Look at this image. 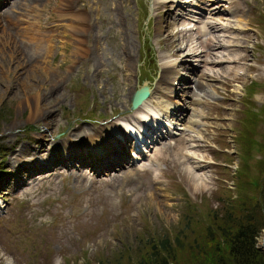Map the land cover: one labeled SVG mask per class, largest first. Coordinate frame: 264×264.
Returning a JSON list of instances; mask_svg holds the SVG:
<instances>
[{
	"label": "rangeland",
	"instance_id": "obj_1",
	"mask_svg": "<svg viewBox=\"0 0 264 264\" xmlns=\"http://www.w3.org/2000/svg\"><path fill=\"white\" fill-rule=\"evenodd\" d=\"M154 1L159 0H5L0 5V14L8 16H0V264H114L116 258L127 264L125 257L133 259L149 239L175 233L185 242L201 238L204 212L218 213L216 225L223 213L219 198L240 194L238 170L244 163L249 182L264 181V118L251 114L253 140L247 150L249 124L243 122L248 111L259 113L264 105V82L253 99L246 94L251 79H264V72H257L264 69V43L262 50L254 45L262 42L256 33L264 0H235V14L246 31L230 35L239 45L243 34L250 36L245 48L237 49L245 62L234 67L222 62L227 65L223 77H204L202 91L189 90L185 104L192 92L199 102L187 106L194 116L185 115L184 132L171 143L161 141L139 164L98 173L90 166H71L73 156H55L57 145L69 151L83 134L110 130L116 114L127 112L137 84L153 80L154 59L160 57L180 74L185 64L179 62L198 58V72L203 70L201 58L186 54L198 32L165 24L164 6ZM170 8L178 10L173 4ZM179 86L174 85L177 94ZM90 149L84 146L86 152L81 148L78 153L86 156ZM185 154L193 158L184 159ZM115 160L108 161L114 166ZM37 162L45 165L34 173ZM23 165L30 167L18 174ZM263 236L261 229L256 247L264 254Z\"/></svg>",
	"mask_w": 264,
	"mask_h": 264
},
{
	"label": "trees",
	"instance_id": "obj_2",
	"mask_svg": "<svg viewBox=\"0 0 264 264\" xmlns=\"http://www.w3.org/2000/svg\"><path fill=\"white\" fill-rule=\"evenodd\" d=\"M251 114L264 118V105L259 113L248 111L243 119L244 123L249 124V127H246L249 133L246 146L243 145L246 150L253 140L254 121ZM262 124L264 127V120ZM254 145L261 147L259 140L254 141ZM244 165L246 166L245 163ZM254 165L260 171L259 165ZM245 166L238 170L242 175V181L237 184V188L241 190L238 197L219 198L223 213L221 218H218V223L213 225V222L217 221V212L209 214L206 211L202 215L201 222L205 233L201 238L185 242L182 235L175 233L172 237L164 235L149 239L145 242L148 243L144 245L145 250L136 252L133 259L128 260L125 257L127 264H183L191 259H195L197 264H264V254L255 246L259 232L264 229V181L259 177V181L251 179L249 182L250 174ZM236 209L239 212L237 214ZM188 220L187 216L186 221ZM186 253L190 254V260L187 259ZM100 264L109 263L105 261ZM114 264L123 263L116 258Z\"/></svg>",
	"mask_w": 264,
	"mask_h": 264
},
{
	"label": "bare ground",
	"instance_id": "obj_3",
	"mask_svg": "<svg viewBox=\"0 0 264 264\" xmlns=\"http://www.w3.org/2000/svg\"><path fill=\"white\" fill-rule=\"evenodd\" d=\"M27 1H30V2H34V0H27ZM190 0H159V1H154V5L156 7H159L160 4L161 6H164V7H167V3H172L173 4V7L176 8V7H179L178 4L180 5H184V3L188 2ZM206 1H213V0H206ZM204 1V2H206ZM229 1V0H228ZM20 2V1H19ZM24 2V1H23ZM26 2V0H25ZM204 2L202 0H195L192 2V6L194 7H198L200 9H203L204 13H202V15H199V12L198 10H192L190 9L191 13L192 14H196V16H193L191 14V19H187V20H191L190 22L193 23V19L196 18H201V19H198V20H204V25L202 26V28L204 29L203 32H199L197 37L195 39L192 40V45L190 43L186 44L185 46H188L189 45V51L190 52H187L186 54L189 55V56H192V57H199L201 58V66L203 67V70H201V72H198V76L196 75L195 76V79H194V82H193V86L195 87L196 91L197 90H200L202 91L203 90V86L201 84V79H203L204 77L205 78H215V79H219L221 77H223V75L220 73L221 70H225V68L227 67V65L223 64L224 62L226 63H229L230 67H234L236 66L235 64L236 63H239V62H245V58L243 55H239L238 52H237V49L239 48L238 46H241L240 49H244L245 46L244 44L246 42H249L250 41V36H248L247 34H243L242 35V39L244 40L243 42H241V44L239 45L238 41H237V37L235 36H232L230 35V33H233L232 30H235V31H241V32H244L245 33V28H242L241 27V24L238 22L239 19L236 16H232L230 18V24L226 25V24H223L220 22V20L218 19L217 21H213L215 20V13H218L219 12V2L217 0V3L213 6H207L206 4H204ZM229 3V2H228ZM23 4V3H22ZM202 4V5H201ZM15 5V4H14ZM182 5V6H183ZM191 7V5H189ZM181 7V6H180ZM19 7L17 5L13 6L12 5V11H16ZM192 8V7H191ZM197 8V9H198ZM229 10H232L230 7L228 8ZM217 10V11H215ZM173 11V10H172ZM236 12L238 13H241V9L240 11L237 10ZM166 19L170 17V11H166ZM1 17H8L6 15V13H3V14H0ZM233 17H236V19H233ZM17 18V17H16ZM174 20L176 18H173ZM26 20V19H25ZM30 20V19H29ZM85 21V20H84ZM34 22V21H33ZM78 23V22H77ZM87 23V22H86ZM188 24V23H186ZM203 24V23H202ZM201 24V25H202ZM29 25L32 26V23L29 22ZM78 26V24H76ZM80 25V24H79ZM81 27V26H80ZM169 28V27H168ZM191 30V28H188ZM83 30V29H82ZM218 30V31H217ZM82 32V31H81ZM214 32V33H213ZM217 32H227V34H219ZM185 33V32H184ZM77 34L78 35H81L80 31H77ZM83 35V34H82ZM194 35V34H193ZM192 35V36H193ZM181 36V35H180ZM183 38V37H182ZM187 39V38H186ZM185 40V39H184ZM46 47V46H45ZM220 49V50H218ZM79 55L82 54V52L79 50L78 51ZM90 53V52H89ZM29 61V60H28ZM223 62V63H222ZM168 62L166 63H163L164 65L162 66L161 68V74H160V77L159 79L156 80L155 84L153 85V88L150 89V94L148 96V98L146 100H144L136 109H133L132 111H130L129 114H127L126 116V120L128 119H133V116H136L135 114H139L142 112V109H145L146 108V105H149V104H152V105H157V99L160 101L161 103V106L162 109L164 111H166L167 113H170V111H175L178 106H175L173 101H172V98H169L168 95H170L171 93H174L176 91V89L174 88V85L176 84V81L175 80V76H173V72H171V70L169 69L170 67L166 66ZM233 64V65H232ZM228 71L230 74H233V69H230L228 68ZM259 71H263L264 72V69L262 67H259L257 69V72ZM209 72H211V74H208ZM228 73V72H227ZM226 73V74H227ZM260 74H263V73H260ZM228 75V74H227ZM259 75V74H258ZM193 100H196V98H193ZM33 105V104H32ZM36 106V105H35ZM34 106V107H35ZM158 106V105H157ZM37 110V108H36ZM35 110V111H36ZM46 111V110H44ZM43 111V112H44ZM40 113V112H39ZM38 113V114H39ZM45 114V113H44ZM157 114V115H156ZM158 114L160 115L161 118H159L160 120L163 119L162 117L165 115L163 114V112L159 111L158 113L157 112H153L149 115H146L145 118H138V121H144V122H150L149 124H152L153 121H154V125H155V120H156V117L158 116ZM137 117V116H136ZM137 121V119H136ZM160 122L163 123V121L161 120ZM193 122V121H191ZM195 122V121H194ZM196 124V122H195ZM126 125V124H125ZM143 128H138V129H133L130 125H126V128L127 130L131 133V132H134L137 136L138 139H142V137L144 136V134L146 133L147 135L150 134V131H147L145 130V126L144 124H142ZM112 127L113 129H115L116 134L117 136L122 139L123 136L121 134V130L119 129V127L117 125H113L112 124ZM78 129V128H77ZM80 131V130H79ZM79 131H76V132H73L74 134H79ZM147 131V132H146ZM85 132V129H81V134ZM100 132V131H99ZM72 134L71 132L68 133V135ZM90 135V134H89ZM158 133L155 135V137H158ZM78 136V135H77ZM75 138V135H70V138ZM82 139L78 141H75L74 139V143L72 145V149H70L69 151L68 150H65L63 147H58V151L56 149V155L57 154H60V155H72L73 157L75 158H79L80 160H85L87 159V157L91 156V152L94 153L93 157H91L92 159V162L93 163H97L98 164V158L97 156L99 157V155L102 153H99V154H96L98 153V149L102 147V145H106L108 146L107 149H113L111 143H113L114 145H117V140L116 141H113L111 138L109 141L108 140V137L107 135L104 137L102 135H99L98 133L93 137H89V136H86V134H83L82 136ZM124 137H126V135L124 134ZM69 138V137H68ZM65 139V138H64ZM183 140V139H182ZM66 141V140H65ZM180 141V140H179ZM15 142V141H14ZM182 142V141H181ZM65 143V142H64ZM138 142H136L137 144ZM71 144H72V139H71ZM84 146H88L90 147L91 149L88 150L90 153L86 154V156H81V153H78V150L83 148V151L84 150ZM184 147V146H183ZM16 148V147H15ZM49 149V148H48ZM106 149V150H107ZM29 150V149H28ZM31 150V149H30ZM40 150V149H39ZM103 151V152H106ZM186 150V149H185ZM179 151V150H178ZM30 152V151H29ZM49 152V151H48ZM155 152V151H154ZM156 152H158V150H156ZM21 153V152H20ZM25 153H27L25 151ZM82 153H85V152H82ZM185 153V152H184ZM183 153V154H184ZM11 154V153H10ZM37 155V154H36ZM55 155V156H56ZM96 155V156H95ZM186 155V154H185ZM190 155V154H189ZM15 157V156H14ZM29 157V156H28ZM47 157V156H46ZM63 157V156H62ZM67 157V156H66ZM185 158L184 159H192L193 156H184ZM112 158V156L110 157ZM110 158L108 160H110ZM12 159V158H11ZM59 159V158H58ZM28 161V160H27ZM103 160H101L100 164L101 165H110V167L113 166V164H110L112 162H109V161H105V162H102ZM188 161V160H187ZM13 162V161H12ZM45 163V162H44ZM184 163V162H182ZM191 163V162H190ZM194 163V162H193ZM26 164V163H25ZM34 165H39V167H42L43 165L39 162L37 163H34ZM51 165V164H50ZM56 165V164H55ZM12 166V165H11ZM195 166V164H194ZM13 167V166H12ZM30 167V166H29ZM34 167V166H32ZM46 167V166H45ZM198 167L195 166V168ZM187 168V166H186ZM185 168V169H186ZM193 168V167H192ZM200 168V167H199ZM198 168V169H199ZM184 169V170H185ZM188 170V169H187ZM191 171H193L192 169H190ZM189 171V172H191ZM197 172V171H196ZM190 176H191V173H190ZM193 177V176H192ZM194 178V177H193ZM195 179V178H194ZM262 244L264 245V236L262 237Z\"/></svg>",
	"mask_w": 264,
	"mask_h": 264
},
{
	"label": "water",
	"instance_id": "obj_4",
	"mask_svg": "<svg viewBox=\"0 0 264 264\" xmlns=\"http://www.w3.org/2000/svg\"><path fill=\"white\" fill-rule=\"evenodd\" d=\"M147 96H148V88L146 86L138 87L131 94L130 107L135 108Z\"/></svg>",
	"mask_w": 264,
	"mask_h": 264
}]
</instances>
